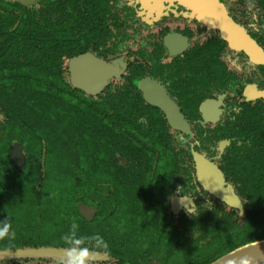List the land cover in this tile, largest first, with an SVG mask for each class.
I'll use <instances>...</instances> for the list:
<instances>
[{"label":"flooded vegetation","instance_id":"1","mask_svg":"<svg viewBox=\"0 0 264 264\" xmlns=\"http://www.w3.org/2000/svg\"><path fill=\"white\" fill-rule=\"evenodd\" d=\"M262 216L264 0H0V249L204 264Z\"/></svg>","mask_w":264,"mask_h":264},{"label":"clouds","instance_id":"2","mask_svg":"<svg viewBox=\"0 0 264 264\" xmlns=\"http://www.w3.org/2000/svg\"><path fill=\"white\" fill-rule=\"evenodd\" d=\"M79 227V224L73 221L68 231L61 236L65 248L58 264H95L98 252L109 254V244L99 233L82 235L79 232ZM14 238L15 231L9 217L0 220V241H10ZM0 251L10 252L11 249L5 247ZM231 264H237V261H233ZM238 264H253V258L250 256L239 257Z\"/></svg>","mask_w":264,"mask_h":264},{"label":"water","instance_id":"3","mask_svg":"<svg viewBox=\"0 0 264 264\" xmlns=\"http://www.w3.org/2000/svg\"><path fill=\"white\" fill-rule=\"evenodd\" d=\"M64 248L42 247V248H28V249H12L10 252L0 251V258L18 257L22 255H47L57 261L63 255ZM250 256L253 258V264H264V238L246 242L241 244L217 258L211 260L208 264H231L233 261H237L239 257ZM107 259L105 255L97 253L96 261ZM95 264H102L96 263Z\"/></svg>","mask_w":264,"mask_h":264},{"label":"rangeland","instance_id":"4","mask_svg":"<svg viewBox=\"0 0 264 264\" xmlns=\"http://www.w3.org/2000/svg\"><path fill=\"white\" fill-rule=\"evenodd\" d=\"M22 182H23V184H25V182L22 180ZM50 189H48V194H50ZM57 195L58 194H56V197H55V204H56V206H58V201H57ZM48 227H50V224H46ZM54 226H56V225H54ZM123 227H128V228H130L131 227V225H127V224H124L123 225ZM47 229H50V228H47ZM53 234H56V230H54V232H53ZM53 240L54 241H57V242H60V241H62L61 240V237H57V236H55L54 235V237H53ZM18 241V240H17ZM215 243V242H214ZM214 243H211L210 245H206V246H204V247H202V248H200V249H195L194 247H186V248H183L184 250H182L181 248L182 247H178V248H176V250H175V252H174V254H173V256L175 257V259H176V261H177V264L178 263H181V262H184V261H186L187 260V257H191V255H189L190 253L192 254V257H193V252L191 251L193 248H194V250H195V252L194 253H196L197 252V255H198V257L199 258H201V257H203V258H206V257H208V256H211V255H213V254H216V253H218L219 251H221L222 250V248L223 247H219V245H221V244H216V245H214ZM127 245L128 246H132V245H134V243L133 242H130V243H127ZM187 255V256H186ZM189 255V256H188ZM11 258H19V257H10V258H0V261L1 260H8V259H11ZM46 260L47 261H50V262H58L56 259H54V258H50V257H46ZM30 261V260H29ZM35 262H39V258L38 257H33L32 258V260L29 262V264H31V263H35ZM54 264V263H53ZM102 264H110V263H102ZM167 264H176V263H174V262H172V261H168L167 262Z\"/></svg>","mask_w":264,"mask_h":264},{"label":"trees","instance_id":"5","mask_svg":"<svg viewBox=\"0 0 264 264\" xmlns=\"http://www.w3.org/2000/svg\"><path fill=\"white\" fill-rule=\"evenodd\" d=\"M262 217H264V216H262ZM260 219H262V218H258V221L245 225V227H243L241 229L240 238L236 242L231 244V246L229 248H227L225 251H223V253H225V252H227V251H229V250H231V249H233V248H235L241 244H244L246 242H250V241H254V240L264 238V221H260ZM215 258H217V257H215ZM210 261H207L204 264H208Z\"/></svg>","mask_w":264,"mask_h":264}]
</instances>
